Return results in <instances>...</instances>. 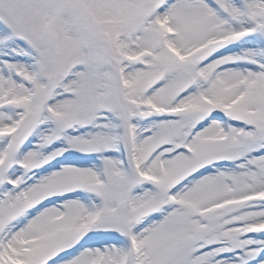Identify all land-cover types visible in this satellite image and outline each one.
<instances>
[{"label": "snow or ice", "instance_id": "1", "mask_svg": "<svg viewBox=\"0 0 264 264\" xmlns=\"http://www.w3.org/2000/svg\"><path fill=\"white\" fill-rule=\"evenodd\" d=\"M0 264H264V0H0Z\"/></svg>", "mask_w": 264, "mask_h": 264}]
</instances>
